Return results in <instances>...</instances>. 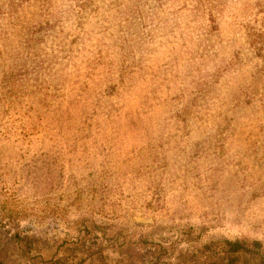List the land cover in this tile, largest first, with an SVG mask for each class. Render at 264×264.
<instances>
[{
	"label": "rangeland",
	"instance_id": "rangeland-1",
	"mask_svg": "<svg viewBox=\"0 0 264 264\" xmlns=\"http://www.w3.org/2000/svg\"><path fill=\"white\" fill-rule=\"evenodd\" d=\"M262 22L264 0H0V264L92 222L264 257Z\"/></svg>",
	"mask_w": 264,
	"mask_h": 264
},
{
	"label": "trees",
	"instance_id": "trees-1",
	"mask_svg": "<svg viewBox=\"0 0 264 264\" xmlns=\"http://www.w3.org/2000/svg\"><path fill=\"white\" fill-rule=\"evenodd\" d=\"M248 35L254 51H264V22ZM57 246L62 247L61 256L56 250L43 264H264L256 240L214 239L172 256V247L161 240L132 238L126 232L107 234L95 222Z\"/></svg>",
	"mask_w": 264,
	"mask_h": 264
}]
</instances>
